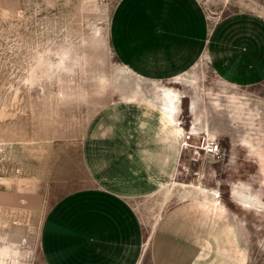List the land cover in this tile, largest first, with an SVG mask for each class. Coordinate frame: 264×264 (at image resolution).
<instances>
[{
    "label": "rangeland",
    "instance_id": "obj_1",
    "mask_svg": "<svg viewBox=\"0 0 264 264\" xmlns=\"http://www.w3.org/2000/svg\"><path fill=\"white\" fill-rule=\"evenodd\" d=\"M120 1L0 0V264H151L145 201L138 203L142 230L132 239L105 234L67 257L64 238L46 247L42 237L50 209L85 184V134L99 110L113 97L143 96L140 80L121 66L110 43ZM198 1L211 22L227 18L231 31L262 33L264 0ZM203 76L210 106L216 102L223 112L202 122L199 134L216 140L222 156L184 149L181 181L229 208L234 264L241 242L242 264H264V180L257 179L255 157L264 136L257 102L264 86L228 90L207 64ZM153 84L154 95L169 88L182 103L177 89ZM179 122L190 125L186 112Z\"/></svg>",
    "mask_w": 264,
    "mask_h": 264
},
{
    "label": "crops",
    "instance_id": "obj_2",
    "mask_svg": "<svg viewBox=\"0 0 264 264\" xmlns=\"http://www.w3.org/2000/svg\"><path fill=\"white\" fill-rule=\"evenodd\" d=\"M233 27L227 18L211 22L198 0L118 3L111 47L121 66L140 80L143 96L113 97L99 110L85 134V184L48 212L42 229L46 247L64 238L70 257L107 234L128 233L132 239L142 230L138 203L145 201L151 264H234L229 208L180 176L186 131L195 138L202 122L223 112L202 91L203 65L228 90L264 86V26L262 33ZM153 82L177 89L182 103L174 95H154ZM257 102L264 108V90ZM184 112L191 123H181L180 130ZM233 141L232 153L238 149ZM255 153L256 176L264 180V136ZM238 246L242 264L247 247Z\"/></svg>",
    "mask_w": 264,
    "mask_h": 264
},
{
    "label": "built area",
    "instance_id": "obj_3",
    "mask_svg": "<svg viewBox=\"0 0 264 264\" xmlns=\"http://www.w3.org/2000/svg\"><path fill=\"white\" fill-rule=\"evenodd\" d=\"M187 132V131H186ZM182 142L183 149H193L195 152H201L212 158L219 159L222 156L221 146L216 140L209 139L206 135L197 134L196 139L194 134L188 131L185 134Z\"/></svg>",
    "mask_w": 264,
    "mask_h": 264
},
{
    "label": "bare ground",
    "instance_id": "obj_4",
    "mask_svg": "<svg viewBox=\"0 0 264 264\" xmlns=\"http://www.w3.org/2000/svg\"><path fill=\"white\" fill-rule=\"evenodd\" d=\"M160 93H161V95L162 96H164L165 98H168V97H170V96H173L172 95V92H171V90L169 89V88H164V87H160ZM174 97L176 98V95H174ZM176 102H178L177 100H176ZM175 104V103H174ZM176 107H177V105H176ZM167 110V109H166ZM177 114V113H176ZM178 127H179V129L181 130V127H180V122H179V125H178ZM194 128L195 127H193V130H194ZM183 130V129H182ZM176 133V132H175ZM177 134V133H176ZM196 134V133H195ZM246 207V206H245Z\"/></svg>",
    "mask_w": 264,
    "mask_h": 264
}]
</instances>
